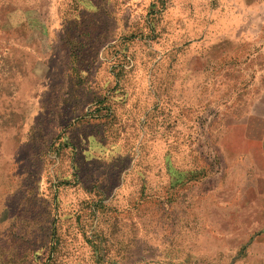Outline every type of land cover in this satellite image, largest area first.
<instances>
[{
    "label": "rangeland",
    "instance_id": "rangeland-1",
    "mask_svg": "<svg viewBox=\"0 0 264 264\" xmlns=\"http://www.w3.org/2000/svg\"><path fill=\"white\" fill-rule=\"evenodd\" d=\"M257 1L48 0L0 35V264H264Z\"/></svg>",
    "mask_w": 264,
    "mask_h": 264
},
{
    "label": "crops",
    "instance_id": "crops-1",
    "mask_svg": "<svg viewBox=\"0 0 264 264\" xmlns=\"http://www.w3.org/2000/svg\"><path fill=\"white\" fill-rule=\"evenodd\" d=\"M254 2H258L254 0ZM56 16V10L53 14ZM50 13L48 0H0V35L2 38H12L16 35L30 37L37 35L43 37L50 32ZM251 40L264 37V18L254 31H250ZM260 119H263L260 117ZM233 167L235 161L233 160ZM232 167V168H233ZM237 175V177H236ZM224 190L219 194L225 205L222 208L233 207L230 203L237 202L240 198V178L236 172L229 173L228 179L223 184Z\"/></svg>",
    "mask_w": 264,
    "mask_h": 264
}]
</instances>
